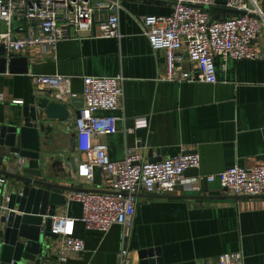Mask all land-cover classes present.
Returning a JSON list of instances; mask_svg holds the SVG:
<instances>
[{"label":"crops","instance_id":"0c3cea01","mask_svg":"<svg viewBox=\"0 0 264 264\" xmlns=\"http://www.w3.org/2000/svg\"><path fill=\"white\" fill-rule=\"evenodd\" d=\"M224 1L216 0L217 6L210 9L212 18L234 14L222 7ZM120 3L119 38L71 36L58 42L54 50L35 47L15 56L27 60L25 74L0 71L1 125L23 123V107L37 100L32 75L67 76L76 95L65 104L70 115L65 122L44 120L42 111L37 110L38 119L52 127L51 132L39 134L38 158L16 157L0 170L29 180L79 187L70 160L74 156L72 122L82 105L83 78L116 75L124 78L119 107L98 113L117 117V131L99 136L110 161L123 160L128 151L149 161L195 152L200 165L197 170H188L187 176L264 164V28L254 42L258 58L216 56L215 83L172 82L160 79L165 53L151 49L141 23L143 16L169 15L171 3ZM98 17L104 20L107 14L102 12ZM0 27L3 29V24ZM182 66L198 72L185 53ZM137 118H143L146 125L136 127ZM0 178L12 190L22 186L7 176L0 174ZM102 184L101 173L95 169L93 188ZM202 189L203 193L160 196L141 190L127 237L118 225L105 234L87 229L80 221L81 204L67 202L55 215L75 219L74 234L83 240L84 251L59 262L53 242L45 249L41 263L119 264L125 246L130 252L129 264H217L220 255L234 252H241V264H264V197H236L219 182L204 183ZM140 251H145L144 257L139 256Z\"/></svg>","mask_w":264,"mask_h":264},{"label":"built area","instance_id":"2783aa9c","mask_svg":"<svg viewBox=\"0 0 264 264\" xmlns=\"http://www.w3.org/2000/svg\"><path fill=\"white\" fill-rule=\"evenodd\" d=\"M167 1L172 5L169 15L141 18L142 31L151 49L165 53V71L160 79L213 84L217 81L216 56L234 60L259 57L254 42L264 28V0H225L222 7L234 14L222 19L210 15V9L217 6L216 0ZM120 8V0H0V25L4 26L0 27V47L9 59L35 47L54 50L58 42L71 36L119 38ZM102 12L107 14L104 20L98 17ZM184 53L188 62L197 67V73L183 69ZM123 81L121 75L85 76L82 105L72 122L74 156L70 161L75 166L79 187L65 191L63 196L66 203L81 204L80 221L87 229L105 234L118 225L127 237L141 190L159 196L203 193L202 184L219 182L230 195L264 197V164L187 176L188 170L199 168L200 158L195 152L149 161L128 151L123 160L110 161L99 136L117 131V117L98 113L118 109ZM32 82L37 99L47 98L65 105L76 97L67 76L32 75ZM145 125L143 118L135 120L136 127ZM95 169H99L103 184L93 188ZM74 225L75 219L67 215L52 217L50 232L57 237L50 239L48 248L55 242L59 262L84 251V242L75 236ZM129 255L123 246L119 264H129ZM241 263V252L222 254L217 261V264Z\"/></svg>","mask_w":264,"mask_h":264},{"label":"water","instance_id":"95a60500","mask_svg":"<svg viewBox=\"0 0 264 264\" xmlns=\"http://www.w3.org/2000/svg\"><path fill=\"white\" fill-rule=\"evenodd\" d=\"M6 69L10 73L25 74L28 72L27 60L23 57L7 59L4 48L0 47V71ZM39 109L44 120L50 122H65L70 116L65 105L47 98L24 106L21 125L0 124V166L12 164L16 157H39V134L52 131L44 120L38 119ZM0 174L22 185L12 190L6 180L0 183V224L3 225L0 228V264H40L41 256L48 248L47 240L57 237L50 232L52 217L57 208L66 203L63 193L74 188L29 180L3 170ZM144 253L140 251L139 256L144 257Z\"/></svg>","mask_w":264,"mask_h":264}]
</instances>
